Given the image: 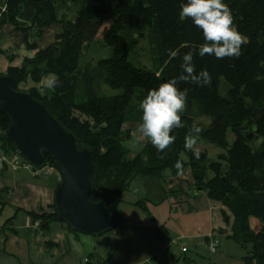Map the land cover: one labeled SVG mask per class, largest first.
Instances as JSON below:
<instances>
[{"label":"trees","instance_id":"obj_1","mask_svg":"<svg viewBox=\"0 0 264 264\" xmlns=\"http://www.w3.org/2000/svg\"><path fill=\"white\" fill-rule=\"evenodd\" d=\"M224 2L248 42L238 58L194 55L197 72L206 69L212 83H178L181 90H188V106L182 114L185 126L174 129L175 143L163 152L146 139L141 150L131 153L124 144L131 126L123 129V125L142 122L140 100L159 83L178 77L183 54L204 40L190 19L179 20L181 0H0V25H12L22 33L25 47L35 51L19 66L9 65L5 74L16 80L15 89L42 101L80 147L91 152L96 169L92 200L103 202L117 216V225L122 223V196L131 182L137 177L160 182L176 176L174 164L182 160L184 169L191 168L194 188L206 191L231 213L230 237L245 249L243 264H264V0ZM106 12L110 20L103 26ZM53 24L60 26L54 41L39 49L36 40ZM141 30L147 32L153 48V69L129 58ZM94 40L107 56L80 65V57ZM170 51L178 55L173 58ZM0 55L13 60L5 50L0 49ZM53 76L55 89L42 88L43 80ZM108 89L118 92L108 95ZM193 121L204 129L198 142L222 150L215 157L201 150L197 160L184 147ZM7 124L8 117L0 110V153L14 155L3 135ZM46 167L57 171L51 158ZM2 197L0 191V207L6 203ZM133 204L149 216L144 201ZM52 209V213L29 215L46 230L58 220L54 203Z\"/></svg>","mask_w":264,"mask_h":264},{"label":"crops","instance_id":"obj_2","mask_svg":"<svg viewBox=\"0 0 264 264\" xmlns=\"http://www.w3.org/2000/svg\"><path fill=\"white\" fill-rule=\"evenodd\" d=\"M59 28L53 24L44 29L42 35L50 33L45 39L47 45L54 41ZM22 37L12 25H0V49L13 55L12 61L5 55L0 57L1 74H5L9 65L19 66L24 57L34 54V50L25 47ZM40 38L36 43L42 49L44 40L39 44ZM25 164L6 154V162L0 166V191L6 202L0 207V264H164L171 261L173 264H243L245 252L230 237L231 213L220 202L210 199L206 191L194 188L190 171L181 182L135 178L122 196V223L111 230L104 248V240L95 238L103 233L89 235L72 231L58 220L52 221L46 230L33 225L30 213L53 212L54 190L60 175L50 167L33 173ZM128 193H131L129 197ZM136 200L144 201L150 217L133 204ZM214 230L221 234L217 236ZM210 235L219 242L215 253L222 250L221 256L224 250H229L238 255L225 251L221 261L204 258L202 253L207 249ZM140 241L144 242L138 251L147 247L141 258L124 254L131 252V246ZM180 246L186 248L181 253L183 263L177 259ZM191 248L198 258L186 256ZM117 253L121 255L112 258Z\"/></svg>","mask_w":264,"mask_h":264},{"label":"water","instance_id":"obj_3","mask_svg":"<svg viewBox=\"0 0 264 264\" xmlns=\"http://www.w3.org/2000/svg\"><path fill=\"white\" fill-rule=\"evenodd\" d=\"M16 80L0 74V110L8 117L3 132L15 153L31 168L56 163L60 181L54 190L57 219L72 230L89 235L107 232L118 224L103 202L92 200L96 169L91 152L53 116L42 101L15 89Z\"/></svg>","mask_w":264,"mask_h":264},{"label":"clouds","instance_id":"obj_4","mask_svg":"<svg viewBox=\"0 0 264 264\" xmlns=\"http://www.w3.org/2000/svg\"><path fill=\"white\" fill-rule=\"evenodd\" d=\"M189 19L202 31L203 42L198 48L183 54L178 77L148 90L138 105L139 110H142V122L137 127L139 138L149 140L158 152L169 149L176 140V136L172 134L174 129L185 126L182 114L188 106V90H181L178 83L190 82L199 86H210L212 83L211 74L206 69L197 72L193 62L194 55L215 56L217 59L238 58L242 45L248 42L238 31L232 11L224 0H181L179 20ZM169 54L175 58L178 52L170 51ZM45 86L54 90L57 78H47ZM203 130L198 121H193L185 135L184 147L192 151L197 160L201 155L197 143ZM174 167L177 175L183 176V161L177 160Z\"/></svg>","mask_w":264,"mask_h":264},{"label":"rangeland","instance_id":"obj_5","mask_svg":"<svg viewBox=\"0 0 264 264\" xmlns=\"http://www.w3.org/2000/svg\"><path fill=\"white\" fill-rule=\"evenodd\" d=\"M106 4V2H104ZM105 16H106V19L104 21V25H107L109 23V20H110V16L109 14L106 12L105 13ZM15 29V28H14ZM16 30V29H15ZM17 31V30H16ZM19 32V31H17ZM21 33V32H19ZM22 34V33H21ZM50 33H45L44 35L41 36L40 38V43L43 42L44 40V43L42 44L43 47H45L47 45V42H45V39L48 38ZM100 37V36H99ZM137 37H138V44L137 46L134 48V50L132 51V53L130 54V60L133 61L134 63L136 64H139V65H142V66H145L147 68H154V64H155V58H154V52H153V48H152V45L150 44L149 42V39H148V35H147V32L144 31V30H141L137 33ZM17 54V53H16ZM107 51L106 50H103L99 47V43L97 40H94L91 44H90V47L88 49V51L85 53V55L81 56L80 57V65L84 64L85 62H88V61H96L97 59L101 58V57H106L107 56ZM3 56V55H0V57ZM1 74V73H0ZM47 79V78H46ZM43 80L42 82V88H44L45 86V80ZM103 91L105 92V87L103 86ZM118 91L116 90H110L108 89L107 90V94L108 95H112V94H116ZM134 104H137V101L135 100L134 101ZM202 121H206L205 118L201 119ZM128 126H131V131H130V138L128 140H126L124 142V144L127 146V148L131 151V153L135 154L136 152H138L139 150H141V148L143 147L144 143H145V140L146 139H143V138H139V134L137 133V127L138 125L136 126V124H124L123 125V129H126L128 128ZM232 137L230 136V134L228 135V140L231 141ZM197 146L200 148V150H206L208 156L210 158H213L216 156V154L218 152H221L222 150L220 148H218L215 144L213 143H209V142H204V141H200L197 143ZM5 155V154H4ZM6 157L4 158H1L0 161H2V163L0 164V166H2L3 163H5ZM20 160H23L21 157H19ZM191 171V168L190 166H187L185 169H184V174L183 176H179V175H176V176H167L166 178H164L163 180L164 181H168V180H178L179 182H181L182 180H186L187 178V175L186 173ZM192 176V175H191ZM193 179V178H192ZM132 186H134V183L132 184ZM194 186V185H193ZM133 188V187H131ZM134 190V188H133ZM131 192V191H130ZM127 193V192H125ZM132 193V192H131ZM131 193H128L127 196L129 197V195ZM35 221H38V220H35ZM39 222V221H38ZM36 227V226H35ZM39 228V226H37ZM120 228V227H118ZM114 230V229H113ZM121 230V229H120ZM111 231H107L106 233H103L102 235H99L95 238H100V240H104L102 245L104 248L107 247V244H108V239L110 238V233ZM120 232V231H119ZM214 233L218 236L219 234H221L218 230H214ZM235 244L236 246H238L241 250V252H245V249L243 247H241L239 244H237L233 239H231ZM146 241V240H144ZM143 241V242H144ZM142 241H140L139 244H135L136 246H131L132 250L131 252L133 251H138V248L141 246V244L143 243ZM179 243V242H178ZM233 243V244H234ZM207 246V244H206ZM182 247H185V246H180V249L178 251V261L182 262L183 263V260H182V257H181V253L184 252L182 251ZM147 249V247L144 248V251ZM186 249V248H185ZM144 251L140 250L138 251L137 254L134 253H131V252H125L124 254L125 255H128L130 256V254L132 255H135V257H138V258H141L143 255H144ZM225 251H229V250H224ZM114 252V250H113ZM223 252V254L220 256L219 254L222 253V250L219 252V253H210L208 249H205L204 250V254L202 253V255L204 256V258L208 259V260H211V261H221L223 259V257L225 256V253ZM230 252V251H229ZM232 255H238V253H233L232 251L230 252ZM121 254L120 253H117L115 256H113L112 258H115V257H119ZM197 254H195L194 250H192V248L186 253V256L188 257H195V258H198L196 257ZM105 257V255H104ZM158 260V259H157ZM144 264H147V263H144ZM164 264H173V262H169V263H164Z\"/></svg>","mask_w":264,"mask_h":264},{"label":"built area","instance_id":"obj_6","mask_svg":"<svg viewBox=\"0 0 264 264\" xmlns=\"http://www.w3.org/2000/svg\"><path fill=\"white\" fill-rule=\"evenodd\" d=\"M6 157V155H4V153H0V159ZM14 159L19 158V156L15 153L13 155ZM6 161V159H5ZM2 163V161H0V164ZM26 167L31 168V166L26 162ZM37 171H35L34 173H36ZM34 226H39V222L38 221H34L33 222ZM218 239L214 236V235H210L207 241V249L209 250L210 253H215L217 251L218 248ZM185 247H182V251H185ZM86 261V260H85Z\"/></svg>","mask_w":264,"mask_h":264}]
</instances>
